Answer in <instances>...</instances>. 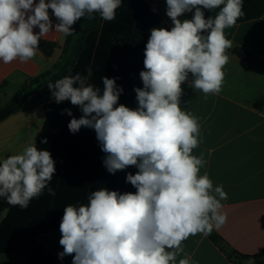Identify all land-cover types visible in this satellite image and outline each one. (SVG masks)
Returning a JSON list of instances; mask_svg holds the SVG:
<instances>
[{"label":"clouds","instance_id":"clouds-1","mask_svg":"<svg viewBox=\"0 0 264 264\" xmlns=\"http://www.w3.org/2000/svg\"><path fill=\"white\" fill-rule=\"evenodd\" d=\"M121 4L0 0V62L27 63L49 33L75 35L73 25L97 13L112 21ZM166 6L173 27L150 30L145 70L140 72L143 87L134 88L135 109L118 105L123 88L116 78L102 77V93L88 83L91 68L86 76L77 73L47 84L56 103L79 106L82 116H73L69 131H95L109 173L138 169L126 176L135 193L102 188L90 194L87 204L64 207L60 260L71 255L72 264H193L187 255L177 259L184 252L182 242L190 235H210L227 221L221 211L227 193L222 185L214 186L206 171L200 174L206 164L203 153L193 154L202 143L199 118L181 107V85L191 83L205 98L220 93L229 60L226 50L232 47L224 30L245 15L243 0H166ZM204 9L219 11L205 18ZM193 10L191 19H179ZM63 112L72 116L71 109ZM41 142L46 144V138ZM55 171L51 153L29 145L21 154L0 160V197L25 209L45 188L54 196L48 185Z\"/></svg>","mask_w":264,"mask_h":264},{"label":"crops","instance_id":"crops-1","mask_svg":"<svg viewBox=\"0 0 264 264\" xmlns=\"http://www.w3.org/2000/svg\"><path fill=\"white\" fill-rule=\"evenodd\" d=\"M143 1L170 29L173 27L166 15V0ZM49 13L55 24L51 10ZM193 15L194 10L179 19H191ZM224 34L232 47L226 50L229 60L223 68L220 93L205 98L204 93L194 91L191 83L185 81L181 85V107L199 118L202 143L193 154L203 153L206 160L200 174L206 171L214 186L222 185L227 193L228 198L221 201L227 221L212 232L235 257L229 258L208 235L197 234L182 242L184 252L177 259L187 255L193 264H256L251 257L264 248V16L226 28ZM65 37L63 33L53 32L41 40L55 44L49 56L39 50L27 63L0 62L2 104L26 81L57 64ZM233 48L250 52L251 59L242 60L233 53ZM64 109H71L72 116L64 113ZM73 116H82L79 106L51 105L45 112L41 105L34 107L29 103L24 110L0 123V160L21 154L27 146L35 144L38 150H48L55 161L56 171L48 185L55 195H49L45 188L27 208L29 223L37 232L35 240L64 264H72L73 259L71 255L63 260L58 258V253L63 251L59 240L64 207L87 204L90 194L102 188L135 193L126 176L138 171L135 166H129L115 174L109 173L103 165L106 153L101 150L95 131L84 127L75 134L69 131ZM45 138L46 144L41 142ZM11 207L0 197V224ZM0 264L27 263L16 253H4L0 255Z\"/></svg>","mask_w":264,"mask_h":264},{"label":"trees","instance_id":"trees-1","mask_svg":"<svg viewBox=\"0 0 264 264\" xmlns=\"http://www.w3.org/2000/svg\"><path fill=\"white\" fill-rule=\"evenodd\" d=\"M203 11L208 18L214 17L219 9ZM243 11L245 15L236 24L264 16V0H243ZM73 27L76 34L65 37L60 60L53 68L26 81L5 104L0 99V123L24 110L29 103L34 107L41 105L45 112L51 105L71 104L70 101L56 103L47 84L77 73L86 76L88 68L92 70L88 83L100 88L101 93L102 77L116 78L117 85L123 88L118 105L124 104L131 109L138 106L134 88L143 87L140 72L145 70L144 52L150 30L170 28L143 0H122L112 21L103 20L97 13L91 19L82 17ZM38 47L49 56L55 44L40 40ZM232 51L242 60L251 59L250 52L242 48ZM29 212V208L11 207L0 224V255L16 253L27 264H64L35 240L37 232L29 223ZM208 237L219 244L229 258L235 257L215 233ZM251 259L256 264H263L264 248Z\"/></svg>","mask_w":264,"mask_h":264}]
</instances>
